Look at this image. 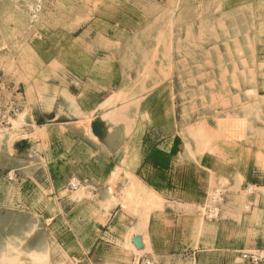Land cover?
Segmentation results:
<instances>
[{
  "label": "rangeland",
  "instance_id": "374dc122",
  "mask_svg": "<svg viewBox=\"0 0 264 264\" xmlns=\"http://www.w3.org/2000/svg\"><path fill=\"white\" fill-rule=\"evenodd\" d=\"M0 77L15 107L0 264H247L264 249V0H0ZM191 209L256 247L153 248L152 222L168 240Z\"/></svg>",
  "mask_w": 264,
  "mask_h": 264
},
{
  "label": "crops",
  "instance_id": "0c3cea01",
  "mask_svg": "<svg viewBox=\"0 0 264 264\" xmlns=\"http://www.w3.org/2000/svg\"><path fill=\"white\" fill-rule=\"evenodd\" d=\"M202 196H195L194 202H199ZM191 206V205H189ZM176 225L173 229L168 232V240L161 238V232L156 226V221L154 224L153 231H151V245L155 249H174V250H184V251H197L196 258L199 261V253L203 254L206 250L215 251L218 254H235L237 250L240 249H254L256 247V241L254 236L250 232L243 233L238 229L229 230L227 238L224 234V226L221 223H217L215 228H212L214 232L209 233L208 229L211 226L203 225L198 219L197 213L191 209L188 214H177ZM241 229V228H240ZM212 230V231H213ZM247 233V234H246ZM251 235V236H250ZM187 240L189 246H183L181 242ZM261 241L264 242V236L261 237ZM186 243V242H185ZM212 246L208 248V245ZM194 254V253H193ZM191 255L194 257V255ZM190 258V257H189ZM188 258V259H189ZM217 264H224L219 262Z\"/></svg>",
  "mask_w": 264,
  "mask_h": 264
},
{
  "label": "built area",
  "instance_id": "2783aa9c",
  "mask_svg": "<svg viewBox=\"0 0 264 264\" xmlns=\"http://www.w3.org/2000/svg\"><path fill=\"white\" fill-rule=\"evenodd\" d=\"M4 83L0 77V126L9 120L15 114V107L12 103L4 104L3 102ZM74 183L72 187H74ZM223 200V195L220 190H213L206 204L202 208V215L208 222L217 221L220 217V205ZM241 259L247 264H264V249H257L252 252L241 254ZM131 264H151L146 258H139Z\"/></svg>",
  "mask_w": 264,
  "mask_h": 264
},
{
  "label": "bare ground",
  "instance_id": "6f19581e",
  "mask_svg": "<svg viewBox=\"0 0 264 264\" xmlns=\"http://www.w3.org/2000/svg\"><path fill=\"white\" fill-rule=\"evenodd\" d=\"M107 60H104V57H96L95 60V67L93 68L92 76L95 79V77H100L105 68H107ZM103 78V77H102Z\"/></svg>",
  "mask_w": 264,
  "mask_h": 264
},
{
  "label": "water",
  "instance_id": "95a60500",
  "mask_svg": "<svg viewBox=\"0 0 264 264\" xmlns=\"http://www.w3.org/2000/svg\"><path fill=\"white\" fill-rule=\"evenodd\" d=\"M92 132H93V134H94L96 137L101 136V128H100V126L97 125V124L94 125V126L92 127ZM24 147H25V143H19V144L17 145V148H18L19 150H23ZM134 244H135V245H138L139 242H138V241H135Z\"/></svg>",
  "mask_w": 264,
  "mask_h": 264
}]
</instances>
